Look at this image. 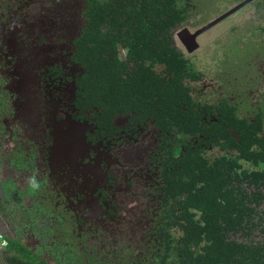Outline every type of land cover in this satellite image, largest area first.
<instances>
[{
    "label": "flooded vegetation",
    "instance_id": "af4514ba",
    "mask_svg": "<svg viewBox=\"0 0 264 264\" xmlns=\"http://www.w3.org/2000/svg\"><path fill=\"white\" fill-rule=\"evenodd\" d=\"M89 1L0 0V235L6 240L0 264H159L183 230L178 216L189 195L179 194V186L196 173L198 152L213 158L227 151L205 145L211 138L199 147L222 115L204 105L222 106L225 99L240 119L264 114V92H248L264 85L263 61L241 98L217 88L219 77L188 81L196 106L188 122L183 114H158V104L162 112L154 114L107 106L110 90L104 96L82 62ZM251 3L259 32L248 31L245 43L264 58V11L257 21L264 2ZM209 23L195 27L187 19L172 31L173 44L197 72L194 57L206 31L190 41L180 32ZM245 67L248 77L254 68Z\"/></svg>",
    "mask_w": 264,
    "mask_h": 264
},
{
    "label": "trees",
    "instance_id": "16d2710c",
    "mask_svg": "<svg viewBox=\"0 0 264 264\" xmlns=\"http://www.w3.org/2000/svg\"><path fill=\"white\" fill-rule=\"evenodd\" d=\"M191 8V0L89 2L82 62L104 86L103 95L110 90L107 106L122 107L117 110L121 112L134 108L151 114L162 110L158 114L173 117L183 114L188 122L186 114H193L196 106L187 82L200 80L205 73L197 72L173 44L172 31L191 17ZM160 66L166 73L159 72ZM225 102L204 105L214 114L220 108L222 115L204 132L199 147L203 151L202 142L211 138L205 145L227 151L213 158L198 152L196 173L179 186V194L189 195L178 216L183 230L173 239L176 247L162 250L159 264L169 260L171 264H264V114L240 119L237 108ZM195 125L198 130L205 128ZM169 190L177 194L176 187Z\"/></svg>",
    "mask_w": 264,
    "mask_h": 264
},
{
    "label": "rangeland",
    "instance_id": "374dc122",
    "mask_svg": "<svg viewBox=\"0 0 264 264\" xmlns=\"http://www.w3.org/2000/svg\"><path fill=\"white\" fill-rule=\"evenodd\" d=\"M192 15L189 17V22L194 23L195 27L201 26L213 21L221 16L224 12L236 7L246 0H191ZM91 2V0L89 1ZM255 4H248L237 12L216 24L208 31L200 36L201 46L196 51L194 61L198 65L200 71L205 73L206 79L210 80L215 77L217 88L224 87V91L228 94L235 95L239 98L246 87V81L256 72L259 74V64L263 61L260 56L257 57L256 49L250 51L251 41L246 43L248 31L251 35L259 32L258 28H252V24L256 21L258 14H252L251 9H254ZM261 11L262 23L263 10ZM259 11H256L257 13ZM256 16V17H255ZM252 28V29H251ZM251 29V30H250ZM260 40V39H258ZM245 43V44H244ZM245 45V48L242 46ZM260 51V50H259ZM250 52V53H249ZM249 53V58L246 63L244 59ZM254 68V72L250 76L244 75L245 65L248 64ZM223 81H222V80ZM227 84L225 82H231ZM250 86L248 92L258 93L264 92V85ZM258 90V92H257ZM252 99L251 101H253Z\"/></svg>",
    "mask_w": 264,
    "mask_h": 264
},
{
    "label": "water",
    "instance_id": "95a60500",
    "mask_svg": "<svg viewBox=\"0 0 264 264\" xmlns=\"http://www.w3.org/2000/svg\"><path fill=\"white\" fill-rule=\"evenodd\" d=\"M251 0H246L243 3L237 5L236 7L232 8L231 10L227 11L226 13L222 14L221 16H219L218 18L214 19L213 21H211L209 24L205 25L202 28H198L194 33H191L188 29H184L182 30L180 33H186V37L188 38V40H195V38L197 36H199L200 34H202L203 32L207 31L208 29L212 28L213 26H215L216 24L220 23L221 21H223L225 18L229 17L230 15H232L233 13H235L236 11H238L240 8H242L244 5H246L247 3H249ZM179 36H181L179 34ZM183 40V39H182ZM187 45V43H185ZM199 46V44L196 42L195 46L189 47V51L191 52L192 50H195L197 47ZM121 54L124 57V50L123 47L121 46ZM233 134L235 136H237V134L235 132H233Z\"/></svg>",
    "mask_w": 264,
    "mask_h": 264
},
{
    "label": "built area",
    "instance_id": "2783aa9c",
    "mask_svg": "<svg viewBox=\"0 0 264 264\" xmlns=\"http://www.w3.org/2000/svg\"><path fill=\"white\" fill-rule=\"evenodd\" d=\"M6 245V240L2 238V236L0 235V247H3Z\"/></svg>",
    "mask_w": 264,
    "mask_h": 264
},
{
    "label": "clouds",
    "instance_id": "9594fccd",
    "mask_svg": "<svg viewBox=\"0 0 264 264\" xmlns=\"http://www.w3.org/2000/svg\"><path fill=\"white\" fill-rule=\"evenodd\" d=\"M209 30V29H208Z\"/></svg>",
    "mask_w": 264,
    "mask_h": 264
}]
</instances>
